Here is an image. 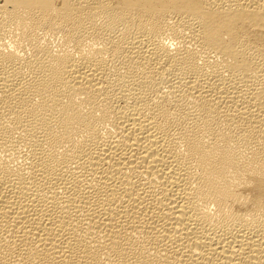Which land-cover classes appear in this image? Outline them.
<instances>
[{
    "label": "bare ground",
    "instance_id": "obj_1",
    "mask_svg": "<svg viewBox=\"0 0 264 264\" xmlns=\"http://www.w3.org/2000/svg\"><path fill=\"white\" fill-rule=\"evenodd\" d=\"M0 264H264V0H0Z\"/></svg>",
    "mask_w": 264,
    "mask_h": 264
}]
</instances>
